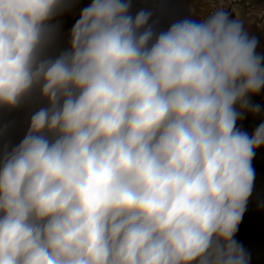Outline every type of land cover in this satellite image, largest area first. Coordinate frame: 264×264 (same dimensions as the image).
I'll return each mask as SVG.
<instances>
[{
  "label": "clouds",
  "instance_id": "9594fccd",
  "mask_svg": "<svg viewBox=\"0 0 264 264\" xmlns=\"http://www.w3.org/2000/svg\"><path fill=\"white\" fill-rule=\"evenodd\" d=\"M0 0V264H250L264 57L224 8L158 31L131 0ZM193 15V13H192Z\"/></svg>",
  "mask_w": 264,
  "mask_h": 264
},
{
  "label": "rangeland",
  "instance_id": "374dc122",
  "mask_svg": "<svg viewBox=\"0 0 264 264\" xmlns=\"http://www.w3.org/2000/svg\"><path fill=\"white\" fill-rule=\"evenodd\" d=\"M159 1L160 0H131V13L135 15L140 9L150 10L152 12V21L158 22L157 30H167L172 24L169 23L167 19V0H162L164 1L162 4L158 3ZM90 2L91 0H77L71 10L60 18L62 32L65 35L70 31L75 20L78 18L80 10L86 7ZM164 16L166 17L164 18ZM162 19L163 21H161ZM259 97H264V91H261L257 97L253 98L252 103L254 105H259L260 101L257 100ZM259 108V116L255 119L257 121L256 127L264 120V101ZM4 117L1 126L10 121L16 122L14 128L5 138H10L14 142H18L19 139L22 138L24 131L21 123L22 117L15 113L4 115ZM245 119L246 117L243 121ZM243 121L239 122L237 127L251 136L256 127L252 131H248L249 129L246 128ZM252 168L255 173L253 190L248 200L245 214L236 233L235 240L250 254V264H264V147L256 150L252 161Z\"/></svg>",
  "mask_w": 264,
  "mask_h": 264
},
{
  "label": "crops",
  "instance_id": "0c3cea01",
  "mask_svg": "<svg viewBox=\"0 0 264 264\" xmlns=\"http://www.w3.org/2000/svg\"><path fill=\"white\" fill-rule=\"evenodd\" d=\"M202 9V0H167V19L169 23L185 18L195 19ZM233 17L244 22L245 31L258 41L257 54L264 57V0H253L246 7H239Z\"/></svg>",
  "mask_w": 264,
  "mask_h": 264
},
{
  "label": "built area",
  "instance_id": "2783aa9c",
  "mask_svg": "<svg viewBox=\"0 0 264 264\" xmlns=\"http://www.w3.org/2000/svg\"><path fill=\"white\" fill-rule=\"evenodd\" d=\"M252 1L253 0H202L203 9L202 12L199 13L197 18L206 16L211 11L221 7L228 11L232 16H234L236 15V11L239 7H246Z\"/></svg>",
  "mask_w": 264,
  "mask_h": 264
},
{
  "label": "trees",
  "instance_id": "16d2710c",
  "mask_svg": "<svg viewBox=\"0 0 264 264\" xmlns=\"http://www.w3.org/2000/svg\"><path fill=\"white\" fill-rule=\"evenodd\" d=\"M163 2L164 1L160 0L158 3L162 4ZM262 91H264V90H262ZM255 97H257V96H253L251 99L253 100V98H255ZM257 100L260 101V103L258 105V106H260L261 104H263L264 97H259ZM258 116H259V114L256 115V116H253L251 114H248V116H246V119L243 121V123L245 124L246 128L249 129L248 131H250V130L252 131L256 127L257 121L255 119ZM4 118H5L4 115L3 116H0V126H1ZM238 124H239V122H238Z\"/></svg>",
  "mask_w": 264,
  "mask_h": 264
}]
</instances>
